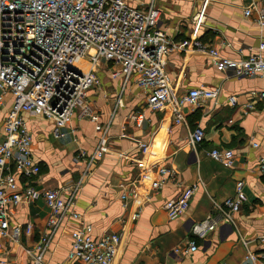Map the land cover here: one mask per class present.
Returning a JSON list of instances; mask_svg holds the SVG:
<instances>
[{"label": "crops", "instance_id": "obj_1", "mask_svg": "<svg viewBox=\"0 0 264 264\" xmlns=\"http://www.w3.org/2000/svg\"><path fill=\"white\" fill-rule=\"evenodd\" d=\"M142 6L150 0L130 2ZM160 11L161 29L172 42L191 39L192 18L199 8L198 0H154ZM263 0H208L197 41L217 51L221 58L239 60L258 53L264 44V28L254 23L255 15L244 16L248 6L259 8ZM264 58V50L261 52ZM109 70L99 66L100 87L89 90L90 105L106 127L108 152L94 162L75 192L74 211L78 221L67 220L52 235L41 255L40 264H77L69 258L70 228L90 225L95 238L103 233L121 236L119 251L111 264H264V244L258 239L264 234V173L257 169L264 158V78H235L229 71H218L206 53L181 50L166 57V73L178 94L189 89L217 90L215 99L205 100L195 108L183 106V119L175 123L169 111L152 112L145 106V93L132 81L102 80ZM237 97V105H229L227 98ZM11 96L4 97L0 106L1 127ZM251 103L253 108L245 110ZM142 114L140 121L131 119ZM32 135V158L40 173L31 181L39 191L76 185L85 170V162L75 163L80 151L91 155L97 148L99 134L94 124L73 115L64 136L55 140L52 124L41 116L24 115ZM199 126L204 131L200 146L192 148L190 132ZM145 143L149 152L142 151ZM212 149L230 150L232 167L211 160ZM146 161L162 164L170 171L165 185L151 192L146 174L138 163ZM16 173V172H15ZM21 185L24 181L19 179ZM22 181V182H21ZM237 181L243 183L245 201L232 214L231 224H222L204 239L189 232L192 223L214 213L235 192ZM139 185L150 195L136 218L137 205L120 201L121 192ZM132 185V186H131ZM23 186V185H22ZM196 186L188 209L174 219L163 210L165 202L178 198L184 189ZM11 226L32 227L30 234L21 232L18 244L0 239V261L3 264H33L39 252L36 245L48 219L43 200L20 203L9 208ZM195 240L197 249L188 254L175 250L185 248ZM247 252L254 263L246 261Z\"/></svg>", "mask_w": 264, "mask_h": 264}, {"label": "built area", "instance_id": "obj_2", "mask_svg": "<svg viewBox=\"0 0 264 264\" xmlns=\"http://www.w3.org/2000/svg\"><path fill=\"white\" fill-rule=\"evenodd\" d=\"M198 1L191 39L176 43L161 29L160 11L154 0L139 7L126 0H0V106L4 105L7 94L11 96L1 127L0 239L18 244L21 232H32L30 225L24 229L11 226V206L43 200L49 215L36 245L39 254L33 264L41 263V255L56 230L67 220L81 219L73 209L75 192L94 162L108 152L107 129L100 124L87 97L89 90L100 87L97 76L100 65L109 70L111 79L132 81L145 93L148 110L169 111L175 123L182 122L183 106L195 108L205 100L215 99L218 91L195 88L178 94L166 73V57L170 53L187 49L206 53L218 71H229L235 78H264L263 43L258 46V53L232 60L221 58L216 50L197 41L208 0ZM243 14L246 17L254 14L255 25L264 28V0L261 7L248 6ZM258 96L264 98V92ZM227 101L232 107L237 105L236 96H229ZM252 108L251 103L245 105L246 111ZM25 114L50 121L55 140L64 136L62 130L70 124L73 115L94 124L99 134L96 150L91 155L80 151L73 158L75 163L85 162V170L76 185L43 191L31 186L40 167L32 158V135ZM142 117L137 113L131 119L138 122ZM203 140V129L194 127L188 139L190 146L196 148ZM138 147L145 153L150 151L145 143H139ZM207 156L226 167L234 163L230 150L212 149ZM138 167L149 174H140V178L148 180L151 192L159 191L170 176L169 169L162 164L142 160ZM257 169L264 173V158L259 160ZM20 178L24 180L23 186ZM132 185L119 198L123 206L128 200L137 205L134 219L150 195L139 185ZM196 190V186L188 187L178 198L165 202L162 208L167 217L174 219L184 213ZM244 201L243 183L237 181L234 195L215 205L214 213L192 223L189 232L204 239L220 225L231 224L232 214L239 211ZM258 239L264 244V234ZM70 240L69 258L77 264H111L119 251L121 236L105 232L95 238L91 226L84 224L70 228ZM196 249L192 239L185 248L175 251L188 254ZM245 260L254 263L255 257L247 252Z\"/></svg>", "mask_w": 264, "mask_h": 264}, {"label": "rangeland", "instance_id": "obj_3", "mask_svg": "<svg viewBox=\"0 0 264 264\" xmlns=\"http://www.w3.org/2000/svg\"><path fill=\"white\" fill-rule=\"evenodd\" d=\"M128 1H130V2H134V1H136V0H128ZM102 80H110V78L108 77V75H107V72H104V73H102V78H101Z\"/></svg>", "mask_w": 264, "mask_h": 264}]
</instances>
